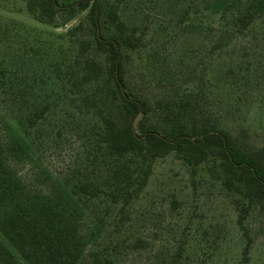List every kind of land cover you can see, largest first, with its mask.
Here are the masks:
<instances>
[{"label": "trees", "instance_id": "1", "mask_svg": "<svg viewBox=\"0 0 264 264\" xmlns=\"http://www.w3.org/2000/svg\"><path fill=\"white\" fill-rule=\"evenodd\" d=\"M22 1L46 26L64 27L86 16L65 35L40 43L31 31L0 23L22 60L0 57V108L15 115L21 132L12 134L7 148L0 144V264H13L17 254L25 264H114L126 242L111 235L88 255L101 230L83 228L86 210L99 207L94 215L102 225L111 207L118 208L124 224L156 161L170 154L193 175L206 164L220 172L236 198L245 240L238 264H250L254 240L247 220L255 209L264 215V147L243 142L244 127L235 126L249 95L264 85V0ZM133 8L183 27L208 53L191 73L160 72L171 90L153 102L135 88L132 56L143 52L148 28L137 24ZM152 68L159 72L156 61ZM214 96L221 106L209 101ZM63 104L97 120L94 154L59 192L34 196L3 162L23 151L31 131ZM215 105L220 108L213 110ZM144 245L138 238L132 246Z\"/></svg>", "mask_w": 264, "mask_h": 264}, {"label": "rangeland", "instance_id": "2", "mask_svg": "<svg viewBox=\"0 0 264 264\" xmlns=\"http://www.w3.org/2000/svg\"><path fill=\"white\" fill-rule=\"evenodd\" d=\"M136 11L132 9L134 20L148 29L143 52L132 56L136 68L135 88L153 102L171 90L170 82L162 78L160 72L166 76L191 73L200 58H206L208 53L202 49L201 39L184 34L183 27L171 26L169 19L162 15L145 13L148 14L145 17ZM85 16L86 13L80 14L68 25L56 28L37 22L22 0H0V23L16 26L23 32L31 31L36 43L65 35ZM15 41L11 35L0 33V57L21 64ZM93 55L104 60L96 51ZM217 58L216 55L214 62ZM155 61L157 74L152 68ZM26 71L31 75L33 68ZM217 92L215 90L214 94ZM215 98L209 101L219 102L221 106V101ZM249 98V105L241 109L235 128L244 127L246 134H240L242 141L258 149L264 147V85ZM219 108L215 105L213 110ZM14 118L10 110L0 108V144L6 148L12 134L20 136L21 133ZM96 125L93 116L63 104L38 130L31 131L23 151L15 156L7 155L3 163L34 196L56 194L93 157ZM91 172L93 176L101 173L99 170ZM87 174L92 177L90 172ZM99 209L91 205L86 210L89 217L82 222L84 229L98 230L100 226L101 230H98L100 243H90L88 255L97 245L106 243L109 236H118V240L126 244L114 264H238L245 246L237 223L236 198L222 185L220 172L212 164H206L193 175L190 167L174 154L156 161L148 186L128 210L130 219L124 224L121 222L123 213L111 207L110 217L101 225L94 215V210ZM118 224L120 231L114 233ZM247 226L254 240L250 264H264V215L255 209ZM138 238L144 240L145 245L135 249L132 245ZM13 264L25 263L17 254Z\"/></svg>", "mask_w": 264, "mask_h": 264}]
</instances>
